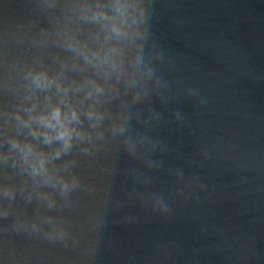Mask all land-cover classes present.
<instances>
[{
	"label": "water",
	"instance_id": "1",
	"mask_svg": "<svg viewBox=\"0 0 264 264\" xmlns=\"http://www.w3.org/2000/svg\"><path fill=\"white\" fill-rule=\"evenodd\" d=\"M0 264H264V0H0Z\"/></svg>",
	"mask_w": 264,
	"mask_h": 264
}]
</instances>
